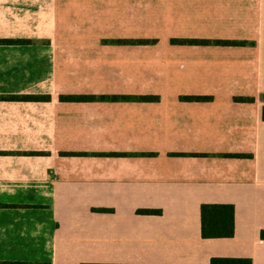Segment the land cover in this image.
<instances>
[{"label":"crops","instance_id":"crops-1","mask_svg":"<svg viewBox=\"0 0 264 264\" xmlns=\"http://www.w3.org/2000/svg\"><path fill=\"white\" fill-rule=\"evenodd\" d=\"M263 107L264 0H0V264H264Z\"/></svg>","mask_w":264,"mask_h":264},{"label":"trees","instance_id":"trees-1","mask_svg":"<svg viewBox=\"0 0 264 264\" xmlns=\"http://www.w3.org/2000/svg\"><path fill=\"white\" fill-rule=\"evenodd\" d=\"M196 42L197 40H189ZM201 42H209L202 40ZM216 43L229 44L234 43L227 40H217ZM40 99L48 98L47 96H28ZM64 100H90L92 95H68L62 97ZM142 100H155L157 96L143 95ZM205 96H184V99H205ZM236 100H252L250 97H236ZM264 118V107L262 111ZM234 156H242L243 154H232ZM140 213H159V209L142 208ZM235 231V206L232 203H203L201 205V233L203 237H230ZM211 264H252L250 257H222L213 256Z\"/></svg>","mask_w":264,"mask_h":264}]
</instances>
